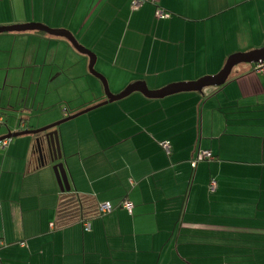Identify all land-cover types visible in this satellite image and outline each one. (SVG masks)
<instances>
[{
  "label": "crops",
  "instance_id": "1",
  "mask_svg": "<svg viewBox=\"0 0 264 264\" xmlns=\"http://www.w3.org/2000/svg\"><path fill=\"white\" fill-rule=\"evenodd\" d=\"M256 2L264 4L159 0L169 18L158 20L155 6L132 10V0H0V27L66 31L95 55L112 95L137 83L157 92L215 76L230 56L262 48ZM11 43V53L0 51V70L7 77L11 64L24 76L30 71L42 106L58 98L47 106L61 111L46 116L44 126L105 100L88 58L67 40L0 34V46ZM253 67L240 64L225 85L200 93L162 99L132 93L94 112L87 140L56 128L62 154L56 163L40 160L36 136L1 143L0 264H264V74ZM82 80L95 99L69 113L62 106L70 96L81 98ZM29 119L14 117L5 126L14 124L11 133L38 130L27 127ZM198 151L212 159L193 169ZM57 163L65 164L71 193L96 209L112 206L86 220L89 232L85 221L56 226Z\"/></svg>",
  "mask_w": 264,
  "mask_h": 264
},
{
  "label": "water",
  "instance_id": "2",
  "mask_svg": "<svg viewBox=\"0 0 264 264\" xmlns=\"http://www.w3.org/2000/svg\"><path fill=\"white\" fill-rule=\"evenodd\" d=\"M40 32L50 37L63 38L67 40L71 46L80 54L86 56L89 60L88 70L89 73L98 79L103 86L106 100L92 108L79 112L78 114L68 116L67 118L38 130H25L19 132H8L5 136L0 137V144L4 141H10L15 138L23 136H36V144L39 152L40 160H46L48 156L51 163H56L62 159L60 143L58 138V131L55 130L60 125L74 120L82 115H85L98 108L112 104L125 99L132 93L139 92L148 98L162 99L169 95L179 92H202L205 88H219L226 84L233 69L240 64H257L264 62V46L258 50L240 53L230 56L223 69L215 76L202 78L194 83L173 85L157 92L148 91L144 83H137L127 87L121 94L112 95L109 91L108 84L105 78L95 70L96 57L89 50L83 48L76 39L68 32L63 30H52L40 24H24L10 27H0V34L6 33H28ZM42 135V136H41ZM41 136V137H40ZM53 172L56 178L58 188L61 193H69L71 187L68 181V176L64 163H57L53 166Z\"/></svg>",
  "mask_w": 264,
  "mask_h": 264
},
{
  "label": "rangeland",
  "instance_id": "3",
  "mask_svg": "<svg viewBox=\"0 0 264 264\" xmlns=\"http://www.w3.org/2000/svg\"><path fill=\"white\" fill-rule=\"evenodd\" d=\"M252 9L255 10L257 20H258V24H259L261 22V20L262 21L264 20V4L261 2H256V3L251 5V10ZM257 26L259 28V25H257ZM12 45H13L12 43L7 44V45L2 44L0 46V51L2 52L3 51L2 48H5V50L7 52L6 54H9V53H11V51H13ZM21 47H23V46H21ZM23 49H25V47H23L21 50H23ZM17 50H20V49H17V45H16V47L14 48V51L17 53ZM1 52H0V55H1ZM3 60H4V58H3ZM2 61H0L1 67L5 65V62H3L1 64ZM88 62H89V60H88ZM13 65L12 64L10 65L11 70H10L8 77H7L6 70H0V119H2L0 121V137L5 136L8 133V131L14 129L13 123H9L8 127L5 126L7 121L8 120L10 121L11 118L28 116V118H30V119L28 120L27 127L30 125V126H33L35 129H42V128L47 127V126H44V123H46V120H45L47 118L46 116L58 115L59 111H61L60 108H58V107L53 106L54 108H51V107L48 108V106H47V105H54L55 100L58 101V98L56 95L53 97V99H51L52 98L51 97L49 102L47 100V104L45 103V105L43 104V106L40 103H38L41 100L39 97H37V100H36V92H37V89L35 86L36 79H35V82H33L32 79L30 78V74H31L30 71L25 72L26 74L24 76L23 71L15 69ZM6 67H8V65H6ZM94 68L96 71L99 69L96 65ZM81 82L84 85V88H82V85L80 87L81 88L80 91H82L81 96H80L81 98L77 99L76 96H74V97L70 96V97L66 98V104H63V106H62L63 109H67L69 113H72V111L74 112L75 108L81 107L83 105L81 102L88 104L90 101H93L95 99L93 97L95 92L92 90L91 91L86 90L85 89L86 85L83 83L85 81L82 80ZM104 97H105V95H104ZM105 100H106V98H105ZM35 101H36V103H35ZM97 101H99V100H97ZM104 101H102V102H104ZM102 102H96V104L89 106L86 109L92 108V107H94V106H96ZM24 109L29 110V113L27 115H25L24 113L21 112ZM86 109H84V110H86ZM84 110H81V111H84ZM99 110H103V108L96 109V110L91 111L85 115H82V116H80L74 120H71L67 123H64V124L60 125L58 127V129L66 132V135H68L70 132L71 133H73V132L77 133L78 132L83 140H85V139L87 140L89 133L91 135L90 127H89V123H90L89 120H91L90 118H92V116L94 114H98V113H94V112L99 111ZM81 111L75 112L72 115L78 114ZM14 112H18L19 114L15 115ZM30 114H31V116H30ZM3 120H4V122H3ZM60 120H57L53 123L55 124V123L59 122ZM53 123H51V124H53ZM98 133L101 134L100 136H102V137L104 136V132H98ZM33 137L34 136L30 135V136H23V137L15 138L12 140H33V139H35Z\"/></svg>",
  "mask_w": 264,
  "mask_h": 264
},
{
  "label": "trees",
  "instance_id": "4",
  "mask_svg": "<svg viewBox=\"0 0 264 264\" xmlns=\"http://www.w3.org/2000/svg\"><path fill=\"white\" fill-rule=\"evenodd\" d=\"M96 214H99V209L94 207L91 199L71 192L62 193L57 207L56 226L66 227L74 222L89 220Z\"/></svg>",
  "mask_w": 264,
  "mask_h": 264
},
{
  "label": "built area",
  "instance_id": "5",
  "mask_svg": "<svg viewBox=\"0 0 264 264\" xmlns=\"http://www.w3.org/2000/svg\"><path fill=\"white\" fill-rule=\"evenodd\" d=\"M158 2L159 0H132L131 3V7L132 10H138L140 9L144 4H151L153 6H155L156 10H155V17L158 20H165L169 18V15L167 12H165L163 9H161L158 6ZM253 72L255 74H264V62L262 63H257L254 64L253 67ZM1 121V119H0ZM9 141H4L3 145L6 146L8 144ZM163 148L164 151L169 154L170 153V146L168 144H163ZM212 159L211 153L208 151H198L197 153V160L193 161L191 163L192 168H196L197 162L200 160H206L209 161ZM215 182L212 181L210 183V190H214L215 189ZM122 207L131 214L132 212V205L129 202H124ZM99 214H107L110 213L112 211V206L110 205V203H104L102 205L99 206ZM83 229L85 232H89L91 229L90 223L88 221L83 222ZM21 246H23V244H21Z\"/></svg>",
  "mask_w": 264,
  "mask_h": 264
},
{
  "label": "flooded vegetation",
  "instance_id": "6",
  "mask_svg": "<svg viewBox=\"0 0 264 264\" xmlns=\"http://www.w3.org/2000/svg\"><path fill=\"white\" fill-rule=\"evenodd\" d=\"M41 136H42V135H41ZM41 136H40V137H41Z\"/></svg>",
  "mask_w": 264,
  "mask_h": 264
}]
</instances>
